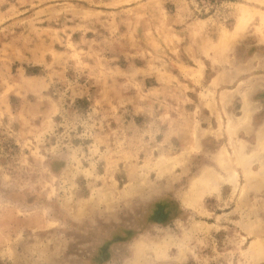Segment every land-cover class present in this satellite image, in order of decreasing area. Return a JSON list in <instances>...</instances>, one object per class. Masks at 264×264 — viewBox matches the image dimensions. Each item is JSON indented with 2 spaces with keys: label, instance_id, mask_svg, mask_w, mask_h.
Wrapping results in <instances>:
<instances>
[{
  "label": "rangeland",
  "instance_id": "obj_1",
  "mask_svg": "<svg viewBox=\"0 0 264 264\" xmlns=\"http://www.w3.org/2000/svg\"><path fill=\"white\" fill-rule=\"evenodd\" d=\"M0 264H264V0H0Z\"/></svg>",
  "mask_w": 264,
  "mask_h": 264
}]
</instances>
